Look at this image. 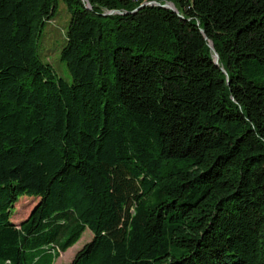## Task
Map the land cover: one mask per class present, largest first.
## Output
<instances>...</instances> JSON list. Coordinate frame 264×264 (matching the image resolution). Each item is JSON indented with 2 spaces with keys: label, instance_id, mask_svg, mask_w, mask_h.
Wrapping results in <instances>:
<instances>
[{
  "label": "trees",
  "instance_id": "obj_1",
  "mask_svg": "<svg viewBox=\"0 0 264 264\" xmlns=\"http://www.w3.org/2000/svg\"><path fill=\"white\" fill-rule=\"evenodd\" d=\"M87 229L72 264H264V0H0V264Z\"/></svg>",
  "mask_w": 264,
  "mask_h": 264
},
{
  "label": "rangeland",
  "instance_id": "obj_2",
  "mask_svg": "<svg viewBox=\"0 0 264 264\" xmlns=\"http://www.w3.org/2000/svg\"><path fill=\"white\" fill-rule=\"evenodd\" d=\"M70 20L71 14L68 11L67 5L64 2H60L56 15L52 21L45 25L38 41L40 58L53 67L59 79H63L69 83L72 82V78L66 64L61 59V53L66 44V32ZM38 202V198L22 197L12 209V222L20 223L25 221ZM92 240L93 233L87 229L80 242L65 254H62L55 264H72L77 253Z\"/></svg>",
  "mask_w": 264,
  "mask_h": 264
},
{
  "label": "water",
  "instance_id": "obj_3",
  "mask_svg": "<svg viewBox=\"0 0 264 264\" xmlns=\"http://www.w3.org/2000/svg\"><path fill=\"white\" fill-rule=\"evenodd\" d=\"M83 1H84V2H87V0H83ZM156 5H159V4H156ZM144 6H146V5H144ZM144 6H143V7H144ZM162 7L165 8V9H168V10H171V11L177 13V10L175 9V7H174L173 5H167V4H166V5H163ZM114 14L123 15L122 12H119V11H112V12L106 14V16L114 15ZM210 48H211V51H212L213 54H214V60H215L216 64H218V62H219V55L217 54V52H216V50L214 49V47H213L212 44H210Z\"/></svg>",
  "mask_w": 264,
  "mask_h": 264
},
{
  "label": "built area",
  "instance_id": "obj_4",
  "mask_svg": "<svg viewBox=\"0 0 264 264\" xmlns=\"http://www.w3.org/2000/svg\"><path fill=\"white\" fill-rule=\"evenodd\" d=\"M145 1H149V0H145ZM153 1V3H155L157 0H152ZM149 3V2H148Z\"/></svg>",
  "mask_w": 264,
  "mask_h": 264
}]
</instances>
